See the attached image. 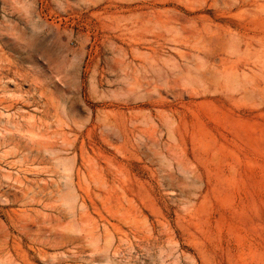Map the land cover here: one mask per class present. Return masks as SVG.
Listing matches in <instances>:
<instances>
[{"label": "rangeland", "instance_id": "obj_1", "mask_svg": "<svg viewBox=\"0 0 264 264\" xmlns=\"http://www.w3.org/2000/svg\"><path fill=\"white\" fill-rule=\"evenodd\" d=\"M0 264H264V0H0Z\"/></svg>", "mask_w": 264, "mask_h": 264}]
</instances>
